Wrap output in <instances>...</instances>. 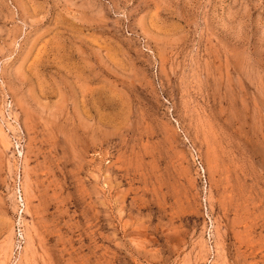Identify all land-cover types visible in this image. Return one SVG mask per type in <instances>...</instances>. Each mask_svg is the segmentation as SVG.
I'll list each match as a JSON object with an SVG mask.
<instances>
[{
  "label": "rangeland",
  "instance_id": "374dc122",
  "mask_svg": "<svg viewBox=\"0 0 264 264\" xmlns=\"http://www.w3.org/2000/svg\"><path fill=\"white\" fill-rule=\"evenodd\" d=\"M0 264H264V0H0Z\"/></svg>",
  "mask_w": 264,
  "mask_h": 264
},
{
  "label": "built area",
  "instance_id": "2783aa9c",
  "mask_svg": "<svg viewBox=\"0 0 264 264\" xmlns=\"http://www.w3.org/2000/svg\"><path fill=\"white\" fill-rule=\"evenodd\" d=\"M19 196H20V199H21V201H20V203H19V204H20V208H21L22 211H23V210H24V202H23L24 200H23L22 194H20ZM22 207H23V208H22ZM20 236L22 237L21 234H20Z\"/></svg>",
  "mask_w": 264,
  "mask_h": 264
}]
</instances>
